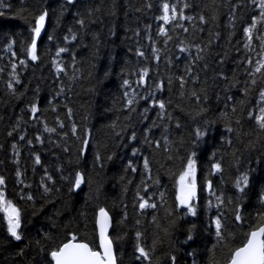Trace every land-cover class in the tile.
Listing matches in <instances>:
<instances>
[{"label": "trees", "instance_id": "obj_1", "mask_svg": "<svg viewBox=\"0 0 264 264\" xmlns=\"http://www.w3.org/2000/svg\"><path fill=\"white\" fill-rule=\"evenodd\" d=\"M259 3L0 0V189L21 214L15 240L0 212V264H52L51 252L73 237L98 249L100 208L112 219L117 264L230 259L264 223ZM164 4L169 17L176 9L167 23ZM190 157L195 215L176 199ZM144 200L155 207L142 209ZM138 246L149 259H137Z\"/></svg>", "mask_w": 264, "mask_h": 264}, {"label": "snow or ice", "instance_id": "obj_2", "mask_svg": "<svg viewBox=\"0 0 264 264\" xmlns=\"http://www.w3.org/2000/svg\"><path fill=\"white\" fill-rule=\"evenodd\" d=\"M68 3H72L73 0H67ZM261 9H264V0H260L258 5ZM164 11L165 15L162 17L164 21L167 23L170 18L174 19L176 16V9L172 8V16L169 17V5L164 4ZM47 13L40 15L36 21V27L33 29L34 36L31 42V46L28 48V55L31 57L32 60L37 59L36 55V38L40 35L41 29L44 26V21ZM261 16L264 17V12L261 13ZM189 19H191L189 17ZM203 19V17H201ZM83 23V21H81ZM256 27V21L253 20L251 27L245 29L246 35L251 38L252 29ZM163 32V29H161ZM51 39V38H50ZM61 52L65 51V49H60ZM21 63H24L22 60ZM258 66L255 71L260 72L262 67H264V60L258 61ZM146 74V72H145ZM128 82L125 81V84ZM11 87V84L9 85ZM195 95V93H193ZM261 101H264V90L260 93ZM132 101L129 100V104ZM160 108H164V104L160 103ZM32 111H36V107L33 106ZM249 116H252V113L249 112ZM257 126L259 129L264 130V107H260L259 115L255 117ZM52 131V129H48ZM231 131V129H229ZM204 133L199 129L196 132V136L199 138L203 136ZM195 153H193V157ZM38 162V161H37ZM195 160L190 157L187 162V166L184 171H182L179 175L177 180V201L179 205L186 206L188 208V213L195 215V208L191 203L196 195V179H195ZM148 162L145 161V167L147 168ZM214 170H220V164L217 163L213 165ZM19 175V173H18ZM84 177L77 173L75 178V187H79L83 182ZM4 184V180L0 177V185ZM248 184V176L247 174H241L238 178L236 186L240 191L244 190V187ZM211 188V185H209ZM47 191V189H45ZM28 199H32L31 196ZM143 199V198H142ZM217 201H220V197H216ZM261 202L264 203V194L261 196ZM140 207L143 209L145 207H155L154 204H149L147 200H144ZM0 212L4 213V219L7 221L8 225V233L15 239L20 240L21 235L19 233V229L21 227V219H20V210L19 208L13 203L12 200H9L5 197L4 191L0 189ZM262 219H264V213L258 214ZM243 217L241 216L240 212L237 210L236 212V220L240 221ZM98 226H99V234H100V246L103 249V252L94 251L89 244L87 243H75V237L72 238L69 242L63 244L58 250H54L51 252V256L55 261V264H116L115 256L113 255L112 250V241L107 236V229L109 226V218L108 213L105 212L103 208L99 210V218H98ZM216 229H217V237L223 239L221 234V222L218 218L215 221ZM139 236L140 234L137 233ZM191 238V237H189ZM137 252L139 256L137 259H149L148 252L145 251L143 247L138 246ZM175 258H173L174 260ZM215 264V262H213ZM228 264H264V223H262L259 227L252 230L250 233L247 234L246 242L243 244L242 247H238L235 251L231 254L230 260Z\"/></svg>", "mask_w": 264, "mask_h": 264}, {"label": "water", "instance_id": "obj_3", "mask_svg": "<svg viewBox=\"0 0 264 264\" xmlns=\"http://www.w3.org/2000/svg\"><path fill=\"white\" fill-rule=\"evenodd\" d=\"M42 30V29H41ZM36 39L38 38V36L37 37H35ZM101 209V208H100ZM100 209H98L97 210V212H96V220H95V225H96V232H97V238H98V249H93L94 251H98V252H103V249L101 248V246H100V234H99V226H98V223H97V221H98V218H99V210ZM104 209V208H103ZM105 210V212H107L108 213V218H109V226H108V229H107V236H108V238L110 239V236H109V230H110V227H111V224H112V219H111V216H110V214H109V212L106 210V209H104ZM256 229V228H255ZM252 230H254V229H252ZM251 230V231H252ZM250 231V232H251ZM249 232V233H250ZM70 240H72V239H70ZM70 240H68V241H66V242H64L63 244H65V243H67V242H69ZM111 240V239H110ZM112 241V240H111ZM73 242H75V243H86V242H84V241H81V240H75V241H73ZM245 242H246V240H245ZM244 242V243H245ZM243 243V244H244ZM63 244L60 246V247H62L63 246ZM88 244V243H87ZM243 244L241 245V246H239V247H242L243 246ZM59 247V248H60ZM58 248V249H59ZM238 248V247H237ZM57 249V250H58ZM112 250H113V255L115 256V253H114V248H113V243H112ZM235 251V250H234ZM233 251V252H234ZM232 252V253H233ZM51 258H52V256H51ZM115 259H116V256H115ZM230 260V259H229ZM229 260L225 263V264H228V262H229ZM52 264H55V261L53 260V258H52ZM116 264H117V262H116Z\"/></svg>", "mask_w": 264, "mask_h": 264}]
</instances>
